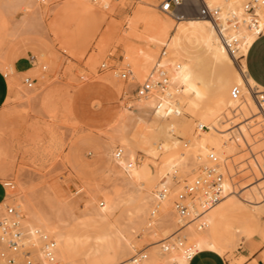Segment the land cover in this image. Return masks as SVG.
I'll use <instances>...</instances> for the list:
<instances>
[{
  "label": "bare ground",
  "instance_id": "1",
  "mask_svg": "<svg viewBox=\"0 0 264 264\" xmlns=\"http://www.w3.org/2000/svg\"><path fill=\"white\" fill-rule=\"evenodd\" d=\"M52 1L2 0L5 12L1 11L4 9L0 10V45L9 34L6 17L11 13L6 8H10V5L14 9L21 8L20 5L26 7L27 14L20 17L15 28H10L15 32L14 29L42 25L41 2L49 4ZM100 1L64 0L56 5L57 14L62 20L94 14L97 22L106 18L97 13ZM194 1L211 9H219V16H204L200 13L187 19L182 14L172 17V13L165 11L163 6L162 12L167 16L139 6L124 17L123 30L113 33L116 45L121 46V63L130 70L128 79L138 84L146 80L153 83L150 92L135 99V103L154 105L170 117L169 140L153 152L154 155L164 152L166 156L155 163H152L154 159L139 162L137 153L122 144L115 149L113 166L102 177V182L96 180L97 183L92 184L86 181L87 187L78 198L29 186L18 177L16 183L6 186L5 199L0 202V252L5 248L11 233L5 229V225H11L13 220V215L5 209L10 199H14L13 204L19 208L25 244L39 245L40 233L55 239L53 261L50 262L39 252L41 264H83L70 245L67 230L70 224L87 218L112 219L115 238L111 247L85 264H188L190 258L202 248L224 253L226 250L215 238L213 227L217 212L225 205L243 206V210L250 215L243 227L234 228L237 245L247 243L254 250L264 242V220L261 217L264 215V200L260 201L264 198V180L250 185V189L243 192L245 185L238 187V177L235 176L251 164L257 169L258 175L264 176V142L257 140L262 123L258 133L257 124L253 123L259 118L264 124V101H259L255 94L257 91L264 92V88L251 78L245 64L240 65V69L232 72L222 84L224 94L199 114L190 144L175 148L186 127L180 111L196 114L198 100L205 92L204 78L199 69L209 61L234 64L242 57L258 33L264 31V4L253 3L258 24L251 26L252 16L245 10V4L254 0ZM188 10L185 7V12ZM5 13H9L8 16ZM184 38L199 50H183L181 46ZM97 44L104 50L108 43L99 39ZM0 68L5 70L1 61ZM161 71L167 77V83L162 88L157 85L162 79ZM114 74L118 77L117 71ZM10 87L13 91V80L10 81ZM251 113L257 116L246 119ZM255 139L260 143L255 144ZM243 147L245 150L247 147L251 153L249 159L252 160L249 163L246 161L247 166L240 160L243 155L248 157L247 154L236 157V150ZM117 149L122 151L120 157L116 156ZM149 161L155 170H152ZM3 169H0L1 172H4ZM211 169L222 175L220 200L207 207L208 195L205 189H201L192 198L189 216L183 228L179 229L176 201L180 194L185 193L186 186L193 185L198 178L211 175ZM252 170L249 174H252ZM241 176L245 177L243 174ZM0 264H5L1 257Z\"/></svg>",
  "mask_w": 264,
  "mask_h": 264
},
{
  "label": "rangeland",
  "instance_id": "2",
  "mask_svg": "<svg viewBox=\"0 0 264 264\" xmlns=\"http://www.w3.org/2000/svg\"><path fill=\"white\" fill-rule=\"evenodd\" d=\"M1 1L0 10L5 8L3 4L6 0ZM63 1L53 0L49 4L41 2L42 25L37 24L36 28L14 29L15 32L11 29L15 28L22 15L27 14L26 7L20 5L21 8L14 9L10 5L11 9L6 8L11 14L8 13V16L5 13L8 16L5 15L9 34L0 45V61L5 66V73L1 71L7 75L9 85L13 80L15 88L11 91L10 87L7 101L0 109V169L5 168L4 172L0 170V197L3 194L1 183L10 180L16 183L18 177L29 186L56 191L59 195L69 198L80 197L83 189L87 187V182L92 184L98 180L102 182L104 172L110 166L113 157L107 138V134L110 133L109 126L123 107L127 108L123 118V132L131 140L138 161L154 159L152 163H155L166 156L164 152L157 155L151 153L157 143L164 138L166 123L161 120L155 122L152 110L128 106L129 101L136 97L135 89L138 84L131 83L126 86V83L132 80L120 79L119 73L124 68L121 63L123 56L121 46H117L113 38V33L123 30L124 17L139 6L167 16L161 8L166 0H101L96 10L99 15L106 18L97 22L94 14L62 20L63 18L57 14L56 5ZM190 1L169 11L172 17L182 14L188 19L199 15L201 5L194 0ZM185 7L189 9L188 12H185ZM1 11L5 12V9ZM56 22L61 25V27L59 25L61 31L58 25L55 26ZM99 39L108 43L104 50L97 44ZM181 48L188 51L199 50L185 38ZM18 59H30L33 67L19 72L14 65ZM103 62H106L107 67L101 70L100 65ZM244 64L243 56L234 64H215L212 61L203 64L199 72L204 78L205 92L198 100L196 114L180 111V117L186 123V127L175 148L190 144L198 125L199 114L206 111L216 98L224 94L222 84L232 72ZM25 66L24 62L20 64V68ZM114 71H117L118 77ZM25 77L35 79L32 87L25 84ZM109 82L118 85L119 90ZM251 114L245 118L257 116ZM248 116L251 117L247 118ZM256 119L261 122H257ZM256 119L253 123L257 124V133L260 131L257 140L264 142L263 121ZM257 140L255 139V144L260 143H257ZM244 148L237 149L240 153L236 150V157L247 154L248 157L243 155L244 158L242 156L240 159L241 163L243 160L245 162L243 165L247 166L246 161L249 163L252 158L249 159L251 155L249 149L246 147V151ZM149 163L152 170H155L154 165L150 161ZM1 165L5 166L2 168ZM244 169H241L243 171L239 172V175H235L238 177V187L245 185L242 186L243 192L248 191L250 185L264 180V176L258 175L254 165L251 164ZM248 170H252L251 175ZM255 172L258 177L255 176ZM240 173L245 177H240ZM246 180H249L247 185ZM263 200L264 198L260 199ZM13 203L14 199L8 201V205ZM240 207L222 208L217 212L214 229L221 240L226 241L225 238L236 226L243 227L247 223L250 215L243 210V206ZM261 217L264 220L263 214ZM67 238L79 261L85 264L113 245L114 222L112 219H82L69 225ZM246 246L236 245V249L225 255L229 264H243L253 257L251 264H258V257L255 258L257 251L254 252L251 245L250 249ZM259 248L262 249L263 261L260 264H264V242Z\"/></svg>",
  "mask_w": 264,
  "mask_h": 264
},
{
  "label": "built area",
  "instance_id": "3",
  "mask_svg": "<svg viewBox=\"0 0 264 264\" xmlns=\"http://www.w3.org/2000/svg\"><path fill=\"white\" fill-rule=\"evenodd\" d=\"M187 3V0H166L163 5V9L167 12L172 11V9L178 8ZM256 4H264V0H254L249 1L245 4V10L251 14V26H257V15H255L254 9ZM204 16L218 17L220 14V10L215 8L211 9L206 5H201L200 11ZM261 32L258 33L261 34ZM235 42V41H234ZM233 42V43H234ZM106 62H103L100 65L101 70L105 69ZM162 79L157 83L161 88L165 86L167 83V77H165L164 72L161 71ZM120 77L127 80L130 76V70L125 67L120 73ZM25 84L28 87H32L35 83V79L31 77H25ZM153 87V83L149 80L144 81L141 84H138L135 89L136 97L146 96ZM259 101H264V92H256L255 93ZM122 155V151L120 149L116 150V156L120 157ZM211 175L206 178H198L193 185L186 186L185 193L180 194L179 199L176 201V210L178 217L179 229L183 228L189 213L191 211V200L194 195L199 192L201 189H205L207 192V207H211L215 205L220 200L221 194V183H222V175L220 173H216L214 171H210ZM13 181L10 180L6 183H2L6 194V186H12ZM6 211L13 215V220L11 225H5L6 230H10V237L6 240V246L0 252V257L4 260L5 264H41V260L39 259V252H42L47 260L50 262L53 261V248L55 246V239L50 235L45 233H40V243L39 245H27L23 242V230L20 223V212L17 205H6ZM167 248V246H165Z\"/></svg>",
  "mask_w": 264,
  "mask_h": 264
},
{
  "label": "crops",
  "instance_id": "4",
  "mask_svg": "<svg viewBox=\"0 0 264 264\" xmlns=\"http://www.w3.org/2000/svg\"><path fill=\"white\" fill-rule=\"evenodd\" d=\"M243 60L251 78L259 86L264 88V31L261 34L257 35V37L253 40L251 45L248 47L247 52L243 55ZM23 62L26 63V66L20 68V64ZM31 63L32 62L30 59H18L15 61L14 65L16 69L19 70V72H23L33 67L31 66ZM1 70L2 69L0 68V109L6 103L10 90V85L7 75L4 74L5 72L3 70L2 71L4 73ZM109 83L111 85H114L115 88L119 90L118 85L113 84L111 82ZM131 83L138 84V82L132 80L131 82H127L126 86H128ZM137 98L138 97H134L133 99H131L128 103L129 104L128 106H136L138 108L152 110L151 113L156 120L155 122L161 120L166 123L164 126V138L157 143V145L151 152L153 153L155 151H158L160 148H162L169 140L171 134V120L170 117L167 114H165L164 111H162L159 107L150 104H136L134 100ZM126 113H127V108L123 107L120 110L117 118L109 126L110 133L107 134V138H108V144L110 145V151L113 157L111 158L110 166L104 172V176L111 170L113 166L114 153L117 147L123 144L136 152L131 140L128 137H126L123 132V118L125 117ZM1 187L3 190V194L0 197V202L3 201L6 196L2 183H1ZM223 208H241V207L240 205H225ZM213 234L215 238L220 242V244L225 248L226 251L224 253H221L220 251L215 249L202 248L198 250L190 258L188 264H229V261L225 257V255L229 253L231 250L236 249L237 244L235 243L234 240V231H231V234L227 238H225L226 241L221 240L220 237L216 235L214 227H213ZM244 244L247 245L246 246L247 249L248 248L250 249L249 244L247 243ZM259 247L260 245L254 249V252L257 251V255L255 256V258L258 257V264H260V262H263L261 259L262 249H260ZM253 259L251 258V260L249 259L245 261L243 264H251Z\"/></svg>",
  "mask_w": 264,
  "mask_h": 264
}]
</instances>
